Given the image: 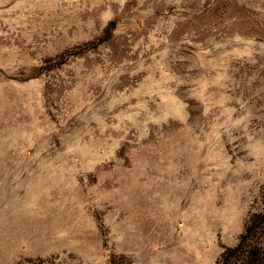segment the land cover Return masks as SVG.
I'll list each match as a JSON object with an SVG mask.
<instances>
[{"label":"rangeland","instance_id":"1","mask_svg":"<svg viewBox=\"0 0 264 264\" xmlns=\"http://www.w3.org/2000/svg\"><path fill=\"white\" fill-rule=\"evenodd\" d=\"M0 264H264V0H0Z\"/></svg>","mask_w":264,"mask_h":264}]
</instances>
